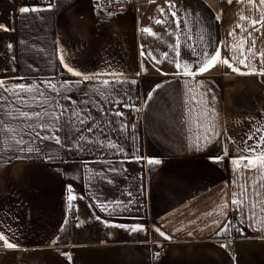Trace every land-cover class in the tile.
Returning a JSON list of instances; mask_svg holds the SVG:
<instances>
[{
	"label": "crops",
	"instance_id": "0c3cea01",
	"mask_svg": "<svg viewBox=\"0 0 264 264\" xmlns=\"http://www.w3.org/2000/svg\"><path fill=\"white\" fill-rule=\"evenodd\" d=\"M102 1L0 0V25L9 29L0 28L4 88L40 84L55 101L48 110L67 109L56 133L63 146L36 140L27 146L39 151L0 149V232L17 245L0 246V264H264V168H246L248 161L239 159L264 134L257 131L264 129V75L238 74L219 63L198 72L204 51L219 50L233 62L246 35L237 25L251 27L239 17L258 19L260 12L248 0H170L175 7L169 0H131L115 12ZM21 7L40 10L21 14ZM257 27L252 38L259 52L264 27ZM141 45L156 60L141 56ZM172 60L192 64L196 75H184ZM252 63L259 69L260 56ZM0 93L8 96L5 111H44L14 104L3 88ZM193 94L197 100L203 94L215 110L216 135L199 149L192 146L199 130L189 125L188 113L195 108L199 118L203 105ZM4 119L17 139H34L24 121ZM10 136L0 129L5 147ZM116 201L127 207L112 212ZM138 226L143 230H131Z\"/></svg>",
	"mask_w": 264,
	"mask_h": 264
},
{
	"label": "snow or ice",
	"instance_id": "6c2138e0",
	"mask_svg": "<svg viewBox=\"0 0 264 264\" xmlns=\"http://www.w3.org/2000/svg\"><path fill=\"white\" fill-rule=\"evenodd\" d=\"M229 4L233 2V0H227ZM250 4H252L255 8V10L260 12V16L258 19H249V17H246L244 15H241L239 19L241 21H247L250 24V28L244 27L243 25H237L238 28H240L241 32L245 33L246 35L241 39L239 42V45L236 50H234L232 61L234 63H238L239 65H243L245 69H247L246 72H242L240 68L234 66L233 62H230V60L227 57L221 58V53L219 50H216L214 54L210 55L207 51H204L200 53L199 55L203 57L202 60L199 61L198 63V72L203 73L205 71L210 70L211 68L215 67L218 63L219 64H224L227 65L231 70L235 73L242 74V75H247V74H258V75H264V51H259L256 52L254 51L255 45H256V40L252 38V30L259 31L260 28L257 27L259 25L260 27H264V0H248ZM169 5L170 7H175V5L171 4L169 0ZM50 7V6H49ZM40 9L38 8H29V7H21L19 9V12L21 14L23 13H29V12H35L39 11ZM161 14H164V9H159ZM111 15V13L109 14ZM172 17L175 18L176 13L172 12L171 13ZM157 24L164 23L166 21L162 20H156L155 21ZM176 23L177 27L180 25L179 20H174ZM0 28H3L4 31H9V29L4 26L0 25ZM143 32L148 33L149 35H155L152 33L150 28H143ZM8 47L11 49L12 45L9 44ZM179 45L176 46L178 48ZM176 51V56L178 57L180 55L179 51L174 49ZM238 52V54H237ZM141 56L145 57H152L153 60H156L154 56H152L151 52H145L144 51V46L141 45ZM194 55L196 54L195 52L193 53ZM259 55L261 58V67L257 69L252 61L255 56ZM167 56V54H165ZM61 63H63V57L61 56ZM171 63H174L177 69L183 68V74L184 75H191L195 76L196 73L191 71V68L193 67L192 64L185 62L183 65L177 61V60H172L170 61ZM159 63V61H157ZM67 68V71L72 73L73 75L80 76L81 73L79 71H74L73 68L69 67L68 65H64ZM144 71H147V69H143ZM179 74V72L177 73ZM85 80L90 79L89 76L85 75L84 76ZM46 85V87L50 88L52 92H57L56 85L51 84L48 81H43L41 82ZM105 84H108L107 81L104 82ZM131 83L135 84L136 81L132 80ZM187 83V82H186ZM5 81L0 80V88H3L4 92L9 93L12 97H14V104H20L23 105L27 108H33L34 106H39L43 107L44 111H24L20 108H16L15 112H13L12 109H8L5 111L6 103L8 100V96L3 95V93H0V112H3V115H0V129L3 130L5 134H11L10 140L11 143L5 147V142L4 138L0 137V149L6 150V151H20V152H33V151H39L38 148H32L28 147V144H33L35 143L36 140H52L54 141L57 145H62V141L58 133L59 131L62 130L63 126L60 125V120L64 115V112L67 111V109H63L62 111L59 112V115L55 110H48L46 105L49 103H55L54 100L50 101L49 98L47 97L46 93L41 91L40 84H31V85H25V84H19L15 85L13 88H4ZM68 82H64V84L61 85L62 88H67ZM200 82H197L196 87L199 88ZM161 87V85H156V88ZM156 89L154 88L153 91ZM189 92H193V89H189ZM103 95V93H101ZM41 97L43 99L38 100L37 97ZM27 97V98H25ZM152 98V92L149 93L148 99L150 100ZM192 101L196 104H202L203 105V111L199 114V118L196 117V112L195 108H192L189 113V125H195L197 127L198 134L196 137L192 140V146L195 148L199 149L202 146L203 143H210L211 139L213 136L216 135L215 133V123H214V118H215V110L212 108L207 107V101L203 99V94H201V99L197 100L196 95H192ZM187 103V101H186ZM126 107L128 105H125ZM57 107H61L57 105ZM139 110V109H137ZM103 111V109H102ZM209 113H211V117H209ZM75 116H79L80 113H74ZM116 116H122L123 113L117 111L115 113ZM4 116H7L9 119H20L25 122L24 128L28 130V135H32L34 133V139L25 141L23 136H20V138H16L17 135V130L16 128L13 127H4L6 121L4 119ZM202 118V119H201ZM29 121H35L34 123H28ZM85 120H81V123H84ZM67 123V122H66ZM111 123V122H109ZM123 128H126L127 125H123ZM39 129V130H37ZM191 130V127H190ZM23 131V129H21ZM89 131H91V128H89ZM258 132L264 133V129H257ZM42 132H50V135H42ZM254 136H249V139H253ZM81 140H85L86 138L80 137ZM108 147L115 148L117 145L115 143H109ZM123 151V149H120ZM242 152L247 153L246 156L242 155L239 157L240 160L246 159L248 163L245 165L246 168L249 169H261L264 168V134L259 135V138L256 140L254 144H246V146L242 149ZM51 159V157H49ZM139 159V157H137ZM149 164H160L161 161L158 159H149L148 160ZM233 163H237L236 160L233 161ZM264 187V185H262ZM69 191L71 192V188H69ZM259 195V193H257ZM69 201L75 199L74 196L69 195L68 197ZM233 204H242V201H239L237 199L232 200ZM71 207V205H69ZM102 210H108L107 205H100ZM124 207L126 208L127 205H122V202L116 201L113 204V207L111 209L112 212H115L117 209ZM224 207H227V205H224ZM255 207V205H253ZM83 223V222H81ZM264 223V221H262ZM79 226V225H78ZM132 231H138V230H143L141 227H134L131 229ZM228 230V225H225V227L221 231H227ZM159 235L164 237L165 239H169V237L165 236V233L162 231H159ZM218 235L220 233H217ZM0 241L3 242V246L8 248V249H14L17 247V245L13 242H10V239L5 236L4 233L0 232ZM221 247H226V245H221ZM158 255V253H157Z\"/></svg>",
	"mask_w": 264,
	"mask_h": 264
},
{
	"label": "built area",
	"instance_id": "2783aa9c",
	"mask_svg": "<svg viewBox=\"0 0 264 264\" xmlns=\"http://www.w3.org/2000/svg\"><path fill=\"white\" fill-rule=\"evenodd\" d=\"M133 4V2L131 0H103L102 1V7L103 9H105L106 11H112V12H115L117 11L118 9H127L129 7H131ZM131 114L133 115H137L139 114L138 111L136 110H133L131 111ZM73 213V210L72 209H68L67 212H66V217H70ZM3 244L2 241H0V246ZM161 254V251L158 252V255L156 253V257L159 256Z\"/></svg>",
	"mask_w": 264,
	"mask_h": 264
}]
</instances>
